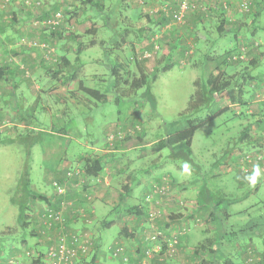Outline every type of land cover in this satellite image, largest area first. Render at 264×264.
I'll return each mask as SVG.
<instances>
[{"label":"rangeland","instance_id":"374dc122","mask_svg":"<svg viewBox=\"0 0 264 264\" xmlns=\"http://www.w3.org/2000/svg\"><path fill=\"white\" fill-rule=\"evenodd\" d=\"M40 1L41 6L29 8L27 12L32 15L38 14L47 4L48 6L53 5L55 12L62 14V20L57 25L66 29V33L72 32L71 35L74 37L69 44L72 51V62L74 61V68L73 65L70 68L78 78L68 77L67 79L66 71L61 73L62 70L57 69L56 63H61L60 56L64 54L57 47L56 58L54 51L49 58L47 57V61L53 60L50 62L55 63V67H50L48 70L43 69L40 73L48 75L55 82L58 79L61 82L67 81L68 91L51 97L41 95L39 99L33 98L31 92L26 96L25 109L30 112L32 110L30 107L34 106L33 113H27L25 110L31 126H37L34 130L32 128L22 129L13 125L2 126L12 118L8 114L0 116V264H33V259L37 255L43 256L46 243L48 244V241L50 243V238L46 232L41 231V235H38L33 231L37 230L36 214L25 206L22 219L18 220L19 206L32 204V199H36L39 194L32 193L26 203L24 195L21 196V189L26 187L29 192H38L43 188L50 189L51 169L59 162L62 154L66 152L70 157H77L79 152L84 150L81 146L82 142L74 137L77 131L81 133L83 141L87 138L88 140H100L105 136L110 149L113 147L119 149L114 152L116 163L112 170V177L116 176L115 180L119 181L110 184L112 187L117 184L115 188L120 194L114 192L111 196L110 201L115 199V203L117 201L119 204L122 201L121 196L125 195L120 192V186L125 183L126 179L123 176L128 170L123 168L124 158L122 157L130 158L132 154L135 157L140 156L143 159L142 166L161 163L149 174L142 176L140 186L146 183V187L141 192L140 186H135L132 191L136 194L132 201L133 204H144L145 208L152 209L156 213L155 218L149 219L147 213L144 212L148 224L156 225L157 220L165 221L171 214H175L174 209L181 208L183 212L178 213L186 216L184 223L188 230L192 229V234L197 236L196 228L198 227L208 228L210 213L201 218L193 216L192 212L195 207L194 202H197L195 200L197 185L206 180L212 194L222 195L224 192L228 198L227 202L230 198L237 200L234 203H228L232 204L231 209L235 212L228 220L222 219V225H220L225 226L227 231H233L230 241L232 243L236 240L242 241L247 237L260 239L258 235L264 232V91L261 92L258 89L261 93L259 98L263 105V115L259 114L257 103L252 104L251 107L250 104L231 103L230 94L224 93L221 97L212 99L208 103L209 106L204 105L194 112L193 117L197 121L213 117L195 131L189 148L176 145L172 148H164L158 153H152L150 146L160 137L187 127L182 111L187 107L199 80L206 77L214 67L221 66L230 75L242 72V68L252 58L250 53L242 63L236 65L223 63L225 53L233 47L237 39L246 40L250 35L246 33L252 32L251 37L256 38L261 44V47L255 51V55L264 50V0H215V3L211 0L208 2L203 0L206 3H201L200 0H190L189 9H187L188 16L186 14L181 21H170L168 27L162 24L161 27L166 28L165 30L154 26L156 33L150 37L151 29H146V24L149 18L159 16V12L162 11L160 8L163 6V4H157L156 0L154 3H151V0H97L103 6V11L99 8L96 11L90 9L83 11L75 0H56L57 4L51 0ZM173 1H169V4L171 5ZM177 1L181 2V0H175ZM219 2L229 6L225 15L230 17V23L226 25L227 32L220 37L216 29L218 15L212 8L213 4ZM244 2L250 4V8L239 10L240 4ZM13 3L20 5L18 1ZM201 5H205V10H202L205 15L196 11ZM259 5L263 7V13L260 12L251 20L249 10H255ZM1 7L10 8V5L0 1ZM103 12L110 13L106 14L105 21L100 17ZM194 16H197L198 26H188L187 19ZM233 17L237 20L235 21ZM34 21L33 19L32 26H41L46 33L50 31V27L42 23L35 24ZM200 33L205 34L206 39L200 36ZM176 36L178 38L175 41ZM90 40H94L95 43L92 45ZM29 41H34L36 44L31 46ZM18 42L29 47L40 46L44 49L43 43L37 39L21 37ZM67 43L66 41L65 44ZM79 46L81 51L76 52L75 48ZM57 56L58 60H55ZM75 56L85 62L82 67H77L78 61ZM166 64H171V66L163 70L162 67ZM113 66L117 69L118 76L112 74ZM156 67L158 74L153 78ZM263 67L264 60L254 69ZM54 71L57 73L55 74ZM141 74L148 75L147 84L133 90L130 87L131 81L133 78H139ZM80 81L84 86L111 92L117 102H95L79 88ZM251 82L256 85L254 88L250 84L247 88L249 92L253 88L257 89L259 83L256 80H251ZM16 101L19 102V97H15L14 101L9 103L14 109H16ZM28 105L30 107H27ZM68 121L72 122V129L75 130L72 136L61 134L62 132L58 130H53L54 134L50 133V127L59 129V125ZM242 132L247 133L248 137L240 139ZM111 134L113 137H110ZM139 143L146 145L134 149V146ZM100 146L103 147V143H100ZM105 148L106 146L102 150ZM256 153L260 154L262 159L257 163L253 161L249 163L247 174H244V177L241 173V166L244 165H242V156L244 154L255 156ZM73 168L83 171V165L81 168ZM105 174L108 175L106 172ZM163 174L169 181L167 193L160 198L158 203L147 204L144 200L147 186ZM43 178L47 179L45 185H43ZM93 183L97 185L98 181ZM201 184L198 187H202ZM183 185H185L184 188H182ZM81 187L84 188V185L81 184ZM184 199L189 201L186 203ZM225 205L222 204V206ZM242 208L244 210L240 211ZM20 222H24V225ZM159 227H149L147 230L150 228L151 230L146 232L149 233L148 235L157 231L161 233L153 244L157 246L164 244L165 249L161 248L158 251L160 254L157 255H164L167 264H189L192 258L187 259L186 257L190 256L191 247L183 239L184 235L190 231L179 230L173 233L166 231L164 226ZM118 231L117 226L103 228L101 232L96 225L90 228L87 226L83 232L93 242V245L87 254L78 255L76 264H84L80 260L89 256L91 249L93 252L98 237L99 254L107 252L112 256L108 247L117 237ZM6 234L12 236V242L9 244L17 250V254L10 260L4 257L3 251L5 250L3 243L6 245L5 239H7L3 238L7 236ZM180 238L182 243L179 245ZM171 240L172 245L169 246L168 242ZM115 244L127 249V243L121 241ZM180 246H183L182 250ZM259 246V249L264 248L263 242ZM252 248L249 244L236 248L234 250L238 255L236 262L261 264L259 261L256 263L260 254L253 252ZM153 250L156 251H152L150 255L144 250L143 256L141 255L139 261L134 263L130 261L128 255V263L139 264L142 261L144 264H151L152 258L158 253V249ZM108 258L110 263L119 262L118 257L112 259L109 256ZM89 260L91 262L90 256Z\"/></svg>","mask_w":264,"mask_h":264},{"label":"crops","instance_id":"0c3cea01","mask_svg":"<svg viewBox=\"0 0 264 264\" xmlns=\"http://www.w3.org/2000/svg\"><path fill=\"white\" fill-rule=\"evenodd\" d=\"M55 1L56 0H51ZM155 0H151V3H154ZM172 1V0H156L155 2L158 4H163L165 2ZM198 1V0H196ZM214 2L215 0H211ZM220 1V0H217ZM236 1V0H235ZM203 3L204 1H201ZM208 2V0L206 1ZM204 2V3H206ZM50 3V1H49ZM169 3V2H168ZM20 5H16L14 3L9 4L10 8L1 7L0 8V66L7 68V74L6 79L0 82V116H5V114H8L10 118L7 120L2 126L4 125H13L14 127L22 128V129H33L36 127H32L31 123L27 120V114L25 113V110L27 113H33L34 106L30 107L28 105L27 107H30V112H28L27 109H25L26 105L25 102L27 101L26 96L30 94L33 96V98L39 99L41 95L51 97L52 95H59L62 94L68 89H66L67 81L61 82V80L58 79L57 82H55L53 79H50L48 75L41 74V70H48L50 67H55V63L50 62L53 60L47 61V57L49 58L53 53L50 52V49H53L54 56L56 58L57 49L54 46V42H56L57 46V37L52 35V33H46L45 30L41 29V26H32V20H38L40 22H44L46 19H44V10H41L38 14H31L27 12L29 8H25L22 3L19 2ZM226 4V3H225ZM55 5V4H54ZM227 5V4H226ZM229 6L227 5V9ZM215 13V12H214ZM216 14V13H215ZM229 14V13H228ZM227 14V15H228ZM10 15V16H9ZM42 17H39L41 16ZM205 15V14H204ZM188 16V14H187ZM160 16H154L155 19H159ZM197 16L189 17L187 19V24L192 26H198L196 21L198 20L196 18ZM161 18V17H160ZM230 19V17H229ZM235 21L237 18H234ZM190 21V23H189ZM193 21V23H192ZM200 21V20H199ZM170 22V21H169ZM169 22L165 23L166 27L169 26ZM161 30H165L166 28H162L160 26ZM168 29V28H167ZM200 36L204 37L206 39L205 34H201ZM21 37H25L26 39H37L38 41L45 42L46 44H50L52 46H49L48 48L42 49L40 46L36 47H29L27 45L20 44L18 40ZM44 43V44H45ZM70 45H65L63 49L65 56V59L70 60L68 65L66 66L67 69H70V67L73 65L72 60V51L69 47ZM170 51V50H168ZM61 55V53H60ZM63 56H60V60L62 62L65 61ZM58 60V56L57 59ZM85 64V62L80 58L79 61V67H82ZM23 68H26L27 71L24 72ZM58 68V67H57ZM56 69V68H55ZM65 69L61 71V73H64ZM251 73V80H256V82H259L257 85V89H254V85L251 84L254 87L250 92L247 91L244 97L247 99V105L250 104V107L252 104L257 103L258 105V112L259 114L263 115L262 111V103L260 102L259 96L261 93L258 91L260 89L261 92L264 91V67L260 69H253L250 71ZM71 74H73V71H71ZM74 78V77H73ZM78 78L75 76V79ZM74 79V80H75ZM82 82V81H81ZM31 86V87H29ZM261 86V87H260ZM64 87V88H63ZM87 87V86H86ZM257 92V93H256ZM258 95V96H257ZM15 97H19V102H15V107H11L9 103L13 102ZM10 101V102H9ZM252 111V110H251ZM252 113V112H250ZM30 115V114H29ZM15 118H14V117ZM73 125L71 121L65 122L61 125H59V129H53V127H50V133H55V131L62 132L61 134H64L67 136V134H70L72 136L73 132L75 130L72 129ZM79 134V136H77ZM77 136V137H76ZM81 133L79 131L75 132L74 137L78 141L82 142L81 146L84 147V150H81L79 154L76 156L70 157L68 153H63L59 162L52 167L50 180L49 181H61L60 183L64 182L66 186V192L65 194H57L55 192V189L51 185V182L49 183L50 189L46 190L43 188L42 190H39L38 192H32L34 194H39L43 196V200L40 198L32 199V204L26 205L29 207V209L33 210V212L36 214L35 216V223L37 230H33L35 234L41 235L42 231V218L41 214L44 211L46 207H63L64 214L67 220V225L70 228V230H76L81 232L83 235L85 233L83 230L88 226L89 228L92 225H96L98 227V230L100 229V232L103 230V227L106 223L114 221V224L111 226H117L119 228L117 237L114 238L113 243H111L108 247L109 251L112 252V249L114 248L115 242H123L127 243L125 248V252L127 255H129L130 261L132 263L139 261V257L142 255L144 249L146 247L147 242L145 241L146 236L149 233H146L151 230H147L149 227L156 226L157 228H160L159 226H164L166 231H171L175 233L176 231H192V229H189L186 227L184 223V218L186 216L181 215L178 212H183V210L180 208H176L173 210V213L169 216V219L165 221L157 220L156 225L149 223L145 215V207L144 204H133L132 201L136 194H134L133 189L135 186H140L143 175L149 174L150 171L154 167H157L161 163H151V165L148 166H142L141 163L143 159L139 157L130 156V158H124L122 160L123 168H126L128 170L127 174L123 177L131 178L132 187L129 192V194L121 196V202L118 204L117 201L115 203V199H111V196L114 194V192H117L118 195L119 192L116 190L115 185L114 187L110 186V184L118 182L119 180H115L116 176H113L112 170L113 166L115 165V159L114 152L118 151L119 149L117 147H113V149H110V147L106 143V137L104 136L103 139H93L88 140L85 139V141L81 138ZM100 143H103L104 146H100ZM146 144H136L134 149L142 148ZM134 155H136V151L133 152ZM94 155V157L101 162L103 165V170L99 172L96 176H90L83 174L81 178H66L65 173L67 170L73 168V167H82L84 161L86 158L91 157ZM114 157V158H113ZM119 162V161H118ZM49 169V170H50ZM184 171V170H183ZM105 172L108 174L106 175ZM173 176V174H172ZM174 181H176L175 177L173 176ZM47 179L43 178V185H45V181ZM148 180V179H147ZM98 181L97 185L93 182ZM150 181V180H149ZM147 182V184L149 183ZM81 184L84 185V188L81 187ZM183 184V183H182ZM200 182L197 185L196 190V198L195 200L197 202L195 203V207L193 208V216H200L205 217V215L208 213H211L213 211L212 208H203L200 204L199 197H200ZM101 186V187H100ZM122 186V185H121ZM120 186V187H121ZM146 187V183L142 184L140 186V192L143 190V188ZM185 185L182 186L184 188ZM91 198L88 200L87 198ZM120 197V196H119ZM227 198V196H225ZM242 198L243 195H241ZM31 198V196L28 197V199ZM38 199V200H37ZM186 203L189 200H186ZM228 200V199H227ZM236 200V199H235ZM114 201V202H113ZM130 202V204H129ZM236 201H233V198H230L229 203H234ZM197 204V205H196ZM226 204V203H225ZM137 205V206H135ZM232 204H226L225 206H222L226 210V215L224 216L225 220H228L231 216V214L235 211L231 209ZM132 206H135L134 209L129 210V212L124 213V209L131 208ZM138 207V208H136ZM138 210V211H137ZM244 208L240 209V211H243ZM139 212V213H138ZM119 213V214H118ZM115 214V215H114ZM118 216H117V215ZM198 214V215H197ZM212 222V223H211ZM212 224V225H211ZM217 216L213 215L210 217V223L207 225L208 228L205 226H201L196 228L197 230V236L194 234L186 233L184 235L183 241L185 243L189 244V247H191L190 256L186 257L187 259L193 258L194 256V248L199 245L200 243L207 244L209 243L210 239H215L217 237ZM233 225V224H232ZM122 227H128V230L130 233H132V236L125 237L123 234L124 232H121ZM110 228V227H109ZM176 228V229H175ZM221 228V227H219ZM225 228V232L232 233L233 231H227L228 229L223 226L221 229ZM234 228V227H232ZM184 231V232H186ZM7 236L5 238L6 245L3 243L4 251V257L7 259H13L14 255L17 254V250L14 248V246H11L10 242L12 239V236L10 234H6ZM44 237V236H43ZM98 237V236H97ZM224 238H229V241L231 239V235L225 236ZM46 239V238H45ZM3 240V241H5ZM51 242V241H50ZM94 244L95 249L93 252L90 250L88 253L91 259L92 264H118L115 262H109V256L114 259L110 254H107V252H101L99 254L100 248H99V237L97 238V241ZM10 243V244H9ZM32 243V242H31ZM241 243H250L254 246L260 245L259 239H252L251 237H247L245 241ZM22 244H25L22 242ZM181 243H179L180 245ZM46 245H49L46 243ZM44 245V246H46ZM98 247L96 248V246ZM46 246V247H47ZM180 250H182L183 246H180ZM227 249V248H225ZM235 252V251H234ZM189 254V253H188ZM236 254V253H235ZM155 255V254H153ZM237 255V254H236ZM89 256H85L84 259L80 260L81 263L88 264L90 262ZM141 259V258H140ZM234 259H236L234 257ZM88 261V262H87ZM151 264H161L158 263L155 260V257L151 261Z\"/></svg>","mask_w":264,"mask_h":264},{"label":"trees","instance_id":"16d2710c","mask_svg":"<svg viewBox=\"0 0 264 264\" xmlns=\"http://www.w3.org/2000/svg\"><path fill=\"white\" fill-rule=\"evenodd\" d=\"M77 3H79L81 9L83 11H88L87 9L90 10H94L96 11L98 8L100 9V11H103V6L97 1V0H75ZM173 1V0H172ZM203 1V0H201ZM169 2V1H168ZM167 1L165 3H163L162 8H160L162 11L159 12V19H155V18H149L148 23L146 24V29L150 28L151 32L148 34L149 37L153 34L156 33V31L154 30V26H162V24H165L169 21L175 20L174 18V12L176 13L179 9V3L178 1L175 2V0L172 2V4L170 5ZM204 3V2H203ZM215 3V2H212ZM247 7L250 8V4L248 5L247 3ZM194 8V7H193ZM191 8V9H193ZM213 11L216 13V15H218V20H217V32L219 33V37L220 35H222L223 33L227 32L226 29V25L229 24V18L225 15L226 11H228L227 9V5L225 3L219 2L218 4H213L212 6ZM44 12H45V16L44 19L49 20L50 18H53L54 13H55V8L52 6H48L47 4L43 6ZM166 9H170L169 11H167ZM189 9V7L187 8ZM185 10L184 12V16L188 13V10ZM263 7L261 5H259V7H257L255 10H249V15H250V19H254L255 16H257L260 12L263 13ZM113 11V10H112ZM112 11H109L110 13ZM197 12H199V14L204 15V13L202 12V10H200L199 8L196 9ZM241 12V11H240ZM101 13V12H100ZM107 12H103L102 14H100V17L102 20L105 21V16L106 14H110ZM147 15V12H146ZM183 16V17H184ZM39 17H42L39 16ZM183 19V18H182ZM235 24V23H234ZM189 26V24H188ZM196 27V26H195ZM50 31L48 33H52V35L57 37V46H56V42H54V46L57 49V47H59L60 49H63V47H65V45H69L70 41L74 39V37L71 35L72 32H68L64 30V28L62 26H58L55 25L53 28L49 29ZM229 31V30H228ZM248 35L246 40H239L237 39V42L233 44V47L230 50H227V52L225 53V58L223 63L225 64H237V63H242L244 62L241 59H236V60H229L228 56L237 52V54L239 53V48L242 45H245L248 48V53L246 55V57L248 56V54L250 53L252 55V58L248 61V64H246L243 68H242V72L240 74H228L227 70H225L224 68H222L221 66H216L214 67L208 74L206 77L201 78V80H199L198 86L195 89L194 93L190 96L189 102L187 107L182 111V114L185 116V120H186V124L187 127L179 130L177 132L171 133V134H167L165 136L160 137L159 139H157L156 141H154L151 146V152L152 153H158L160 151H162L164 148H172L173 146L176 145H180V146H184L186 148H189L194 136L195 131L202 126L203 124H205L208 120L211 119V117H208L205 120L202 121H197L193 116H194V112L204 106L207 105L208 103H210V101L213 99H217L218 97H221L224 93H229L230 97H231V103H240V104H246L247 103V99L244 97L245 93L248 91L247 88L248 86L251 84V73L250 71H252L256 66H259V64L262 63V61L264 60V50H261L260 53H258L257 55H255V51H257V49H259V47H261L260 41H258L256 38L253 39V37H251L252 32L246 33ZM124 35V33H123ZM207 37V36H206ZM177 36L175 37V41L177 40ZM180 39V38H179ZM68 42L67 44H65V42ZM94 40H90V43L93 45L95 42H93ZM42 42V41H41ZM46 42V41H45ZM45 42H42L43 44ZM47 43V42H46ZM45 43V49L48 48L50 45L49 43L46 44ZM53 47V46H52ZM58 50V49H57ZM76 52L81 51L80 50V46L75 48ZM63 56V55H62ZM63 58L65 59L66 57L63 56ZM75 59L78 61V65L77 67H79V61L80 58H78V56H75ZM228 61V62H227ZM70 62V60L65 59L64 62L61 61L56 63V67H58L57 69L59 70H63L66 71V78L68 79V77L70 79H72L73 77H75V73L73 71V74H71V68L67 69L66 66L68 65V63ZM72 62V60H71ZM74 63V61H73ZM171 66V64H166L162 67L163 70H167L169 67ZM74 68V65H73ZM156 69V70H155ZM155 72L153 73V78L156 77V75L158 74L157 72V67L155 68ZM24 72L27 71L26 68H23ZM54 73L56 74L57 72L54 71ZM6 74H7V68L6 67H1L0 66V82L5 80L6 78ZM112 74L118 76V71L117 69L113 66L112 67ZM148 75L146 74H141V76L139 78H133L130 84V87L133 90H137L141 87H143L144 85L147 84L148 81ZM242 80V82H240ZM79 88L86 94L88 95L90 98H92L95 102L98 103H106L109 101H116V97L109 91H101L95 88H91V87H86L82 84V82L80 81L79 83ZM235 89H236V93H235ZM236 95V96H235ZM209 106V104H208ZM263 106V105H262ZM244 137H248V134L245 132H242V135L239 137L240 139L244 138ZM175 156V155H173ZM262 159V157H261ZM103 170V165L101 164V162L99 163V161L95 158V157H89L86 158L84 163H83V174L86 175H90V176H96L99 172H101ZM241 173L247 174V172H244L243 170H241ZM66 175V174H65ZM245 177V176H244ZM243 179V178H242ZM202 187H200V197H201V201L200 204L203 208H212L213 211L210 213L211 216L216 215L217 216V237L216 240L214 239H210L209 243L207 244H203L200 243L199 245H197L194 248V256L192 258V260L189 262V264H240L237 261V256L234 252V250L236 248H242V246H245L247 244H249L250 248H252L251 246H254L250 243H241L243 241H245V239H243L242 241H237L233 242L229 241V238H224L225 236H232V233H228L225 232V228L221 229L223 226L222 225V219H224V216L226 215V210L224 207H222V204L226 203L228 204L229 202H227V199L225 197L224 192H222V195H214L210 192V189L207 185L206 180L201 184ZM132 187V183H131V178H126L125 183L121 186L120 188V192L122 194H129L130 190ZM25 189H21V196L24 195V199L28 200V197L31 195L32 196V192H29L26 187H24ZM34 194V193H33ZM20 196V195H19ZM37 198L40 199H44L43 196L39 195L36 196ZM244 197V196H243ZM233 201H237L235 199H233ZM26 205H20L19 207V216H18V220L20 221L22 219V213L24 210V207ZM138 208V207H136ZM129 210H131V208H126L124 209V213L129 212ZM138 211V210H137ZM43 213V212H42ZM139 213V212H138ZM42 215V214H41ZM21 225H24V222H20ZM114 224V221L108 222L106 223L103 227H111V225ZM221 227V228H219ZM121 232H124V234L126 236H132V233H130V231L125 228L122 227ZM260 238L259 240H261V243L263 242V246H264V232H262V234L258 235ZM232 239V237H231ZM219 241H221V243H219ZM179 243H182L181 238L179 239ZM164 245V244H163ZM161 246L162 250L165 249V246ZM231 247V248H230ZM255 248H252L253 252L259 253L260 257H258V260L256 261V263L259 261L261 264L264 263V248L259 249L260 246H254ZM227 248V249H225ZM95 249V248H94ZM93 249V250H94ZM147 249V245L145 247L144 250ZM262 251V252H261ZM154 254V253H153ZM160 254V252L156 253L155 260L158 263L161 264H167L166 259L161 255H157ZM153 257V258H154ZM234 257L236 259H234ZM152 258V260H153ZM253 259V258H252ZM33 264H46L45 259L43 258V256L37 255V257H35L33 259Z\"/></svg>","mask_w":264,"mask_h":264},{"label":"built area","instance_id":"2783aa9c","mask_svg":"<svg viewBox=\"0 0 264 264\" xmlns=\"http://www.w3.org/2000/svg\"><path fill=\"white\" fill-rule=\"evenodd\" d=\"M3 4H11L14 1H18L22 3L27 8H33L34 6H41L40 0H0ZM190 0H181L179 3V9L175 13L174 18L176 21H181L185 10L189 7ZM200 10H205V5H201ZM247 9L246 2L240 4L239 10ZM62 20V14L58 11L54 13L53 18L49 20H45L43 23L35 20L34 23H42L50 28H53L55 25L59 24ZM36 42L29 41V45L34 46ZM43 45V46H42ZM41 46L45 48V44ZM53 49H50L52 52ZM239 53L237 52L228 56L230 60L236 59H245L248 53V48L245 45L240 46ZM110 137H113L111 134ZM255 156H250L248 154H244L242 156V170L244 172L248 171V164L253 162H259L261 159V155L256 153ZM247 166V168H246ZM66 178H81L83 176V172L80 169H69L67 170ZM52 186L55 189L57 194H65L66 186L63 183L58 181H53ZM169 189V181L166 178V175H162L158 177V180L151 182L147 186V190L144 194V200L148 203H158L160 198H162ZM145 212L148 215L149 219H153L156 217V213L152 211V209L145 208ZM42 218V231L48 233V237L50 238V243L46 247L43 258L46 261V264H76V260L78 259V255L87 254L88 250L92 247L93 242L89 240L88 237L83 235L81 232L76 230H70L67 226V220L64 214L63 207H46L41 215ZM158 235H161L160 231L155 232L154 234L147 235L145 241L149 244L145 252L148 255L152 253V251H156L153 249L161 250L160 245H154L156 238ZM169 246L172 245V240L168 242ZM157 247V248H155ZM171 248V247H170ZM166 249V254H167ZM112 255L114 257L119 258L118 264H129L128 263V255L125 252V249L122 245L115 244L114 248L112 249ZM144 264V262H140L139 264Z\"/></svg>","mask_w":264,"mask_h":264}]
</instances>
